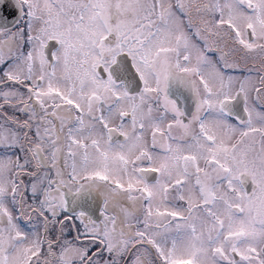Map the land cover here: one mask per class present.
<instances>
[{
    "label": "snow or ice",
    "instance_id": "6c2138e0",
    "mask_svg": "<svg viewBox=\"0 0 264 264\" xmlns=\"http://www.w3.org/2000/svg\"><path fill=\"white\" fill-rule=\"evenodd\" d=\"M0 264H264V0H0Z\"/></svg>",
    "mask_w": 264,
    "mask_h": 264
}]
</instances>
